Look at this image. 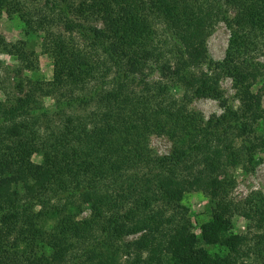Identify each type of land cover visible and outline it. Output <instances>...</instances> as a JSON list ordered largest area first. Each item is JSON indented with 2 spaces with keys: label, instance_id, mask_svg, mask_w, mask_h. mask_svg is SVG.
Returning <instances> with one entry per match:
<instances>
[{
  "label": "trees",
  "instance_id": "trees-1",
  "mask_svg": "<svg viewBox=\"0 0 264 264\" xmlns=\"http://www.w3.org/2000/svg\"><path fill=\"white\" fill-rule=\"evenodd\" d=\"M0 3L17 12L26 28L42 32V49L53 59L51 79L25 89L17 75L23 95L11 104L0 99V264H95L92 259L99 254L100 264H110V257L100 261L108 241L140 230H145L140 238L124 245L125 252L134 253L131 264H153L148 256L142 258L143 249L150 254L168 249L170 264H251L249 252L264 257L260 197L239 203L224 197L214 219L201 224L199 236L184 229L169 241L161 235L164 225L176 226L173 216L157 210L179 206L188 190L226 195L230 179H219L209 166L223 151L210 141L234 129L243 136L245 123L226 107L201 131L188 130L185 140L182 131L190 118L172 91L199 64L200 40L217 18L230 28L223 64L234 66L237 53L251 47L247 41L257 31L264 33V0H47L46 8L76 40L53 29L46 10L24 9L17 0ZM233 8H240L236 21L228 16ZM76 13L80 18L75 19ZM82 17L99 20L101 26ZM180 48L186 59L170 62L167 53ZM153 70L159 71L156 79L150 78ZM204 75L194 77L186 89L220 96L215 77ZM38 95L54 98L58 123L37 146L34 117L47 109ZM6 99L12 98L7 94ZM176 129L178 143L168 155L149 150L148 134L162 132L175 139ZM73 144L78 145L75 155H67ZM244 145L251 157L255 148L247 136ZM198 152L203 154L196 158ZM33 153L42 154V164L31 162ZM200 157L206 164L197 169ZM20 189L22 197L15 194ZM74 200L90 206L89 216L74 218L68 210ZM236 213L247 221L248 232L226 235L220 244L224 249L209 252L204 244L225 236ZM49 217L54 221L46 229ZM17 241L46 246L49 254L37 256L32 247L23 253L6 248H15Z\"/></svg>",
  "mask_w": 264,
  "mask_h": 264
},
{
  "label": "rangeland",
  "instance_id": "rangeland-1",
  "mask_svg": "<svg viewBox=\"0 0 264 264\" xmlns=\"http://www.w3.org/2000/svg\"><path fill=\"white\" fill-rule=\"evenodd\" d=\"M17 1L24 9L48 11L49 22L53 29L62 33L66 39H69V36L75 40L77 39L74 33L65 29L58 17L54 15V12L46 8L48 7L46 5L48 4L47 0ZM74 1L77 2L78 0ZM7 6L3 7L0 3V99L7 104H11L14 98L23 95L17 84L19 80L17 75L22 79L26 86L25 89L30 88L37 80H49L53 72V59L51 54L42 49V32L26 28L19 14L9 10ZM80 15L76 13L75 19L80 18ZM228 16L231 21H236L240 18V8L229 9ZM80 20L97 23V26H101L99 20H94L91 17H82ZM161 39H165V37H161ZM229 40V26L225 20L217 18L211 30L200 40V45L204 49V55L202 54L203 57L198 62L199 64L193 68L185 82L172 91L190 118L186 122L187 129L185 131L181 130L184 134L181 138L185 140L190 136L187 133L188 130L191 133L201 131L210 117L217 118L224 113L226 107H230L239 113L241 122L245 123V133L243 136L238 129H234L222 133L210 141L211 145L214 142L216 145H219L223 152L219 154L218 158L211 159L213 165L209 166L215 169V175L219 179L228 177L230 179L229 186L226 190V195L216 190L211 192H204L202 190L184 191L180 197L179 206L174 208L170 206L167 207V210L157 209L164 217L167 215L166 217L170 219V216H173L172 223L176 224L175 227H170L171 223L170 225L166 224L163 226L164 231L161 238L165 241L174 239L175 235L183 232L184 229L199 236L201 224L214 219L218 206L224 200V197L234 203H239L253 196L256 198L260 197L263 200L264 206V145L262 144L264 139V33L262 34L257 31L254 38L247 41V44L250 43L251 47L240 50L237 53L234 66H230V68L223 64ZM166 58L174 63V61L178 62L179 60L183 61L186 59V54L180 48L168 52ZM202 74L215 77L218 82L219 92L221 93L220 96L194 95L186 89L187 84H191L194 77ZM157 77H159V71L153 70L150 73V78L156 79ZM7 94L12 99H6ZM38 100L47 109L44 114H37L34 117L35 127L32 130L37 135H33L32 140L36 142L37 146L51 137V133L56 130L55 128H57L58 123L56 111L52 107L54 98L38 95ZM179 130L176 129L175 132L176 140L166 133L152 132L144 138V141L154 155L166 156L174 148L175 144L178 143ZM246 136L251 139L255 148L251 157L244 148ZM77 146V144L70 145L66 149L67 155L74 156ZM200 154L203 153L198 152L196 158ZM30 160L35 164H42V154L33 153ZM195 164L198 169L204 168L206 163L200 157L199 162L196 159ZM11 174V172H7L5 175L9 178ZM0 176L2 177L3 174L0 173ZM17 193L18 196L22 197L23 191L21 189L15 192L16 195ZM158 205L161 206L160 204ZM154 208L156 210V207ZM151 209L147 208L148 211ZM68 210L77 221L90 214V206L77 200L72 201ZM53 221L54 218L49 217L44 222L45 228L50 229ZM230 221L228 232L224 233L225 236L222 234L216 244H204V247L209 252L217 253L220 249H224L220 244L226 235L230 233L244 235L248 232L249 229L246 227L247 221L238 213L232 214ZM259 230L257 229L256 232ZM144 233L145 230H140L135 233L124 234L120 238L110 239L107 245L101 249V263L110 257L114 264H131L134 261V253L125 252L124 245L134 242ZM171 234L173 236H170ZM10 238L13 239L15 237L12 234ZM29 246L23 241H17L15 248L11 249L8 244L6 248L11 251L15 249L18 253H23L32 247L37 256L49 254V248L46 246H42L41 244ZM141 253L142 258L148 256V258L153 259V264H170L167 254L168 249L162 248V250L153 254L143 249ZM249 255V260L252 261L251 264H264V257H253L251 252H249ZM98 257L92 259L95 264H100ZM256 258L258 260H254ZM113 263L111 262L110 264Z\"/></svg>",
  "mask_w": 264,
  "mask_h": 264
}]
</instances>
